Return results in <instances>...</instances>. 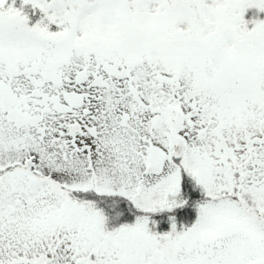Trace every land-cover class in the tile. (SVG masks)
Masks as SVG:
<instances>
[{"label": "snow or ice", "instance_id": "6c2138e0", "mask_svg": "<svg viewBox=\"0 0 264 264\" xmlns=\"http://www.w3.org/2000/svg\"><path fill=\"white\" fill-rule=\"evenodd\" d=\"M0 264H264V0H0Z\"/></svg>", "mask_w": 264, "mask_h": 264}]
</instances>
